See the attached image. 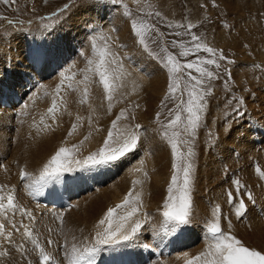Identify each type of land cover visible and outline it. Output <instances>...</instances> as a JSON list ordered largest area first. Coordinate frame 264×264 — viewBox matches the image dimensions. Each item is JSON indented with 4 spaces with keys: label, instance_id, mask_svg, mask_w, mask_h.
<instances>
[{
    "label": "rangeland",
    "instance_id": "1",
    "mask_svg": "<svg viewBox=\"0 0 264 264\" xmlns=\"http://www.w3.org/2000/svg\"><path fill=\"white\" fill-rule=\"evenodd\" d=\"M258 1L259 3L262 1L264 2V0ZM102 7H104V9ZM86 8H90L86 11L91 12L93 19L90 23H87V21L80 23L74 16H76L75 14L79 15V13L82 15ZM62 9L63 11H61ZM115 12L117 13L115 18L120 16L122 23L112 25L114 24V21L110 15H115ZM126 12L131 13V15H126ZM100 13L103 15H100ZM156 13H159V16H157ZM259 16L255 19L254 23H234L228 17L223 6L221 7V5L214 2V0H8L7 4L0 2V56L2 53V58L0 57V69L2 70H0V74L2 75L0 76V90L4 92L5 89L2 87L7 80L10 81L11 79H16V81L24 82L25 84L29 80L31 86L30 93H27L26 95L23 91V98H27V101L34 98L38 100L35 108L37 111L34 110L32 115L28 116V119H26L27 116L23 113V109L26 106L25 102V106L21 109L10 111L9 114L12 121L8 122L9 125L8 123H0L2 124L0 125V129L4 132H8V130L11 129L14 133H20L18 131H22L25 134H27V132L31 133V131H35L37 134L32 132L31 135H36L37 137L42 136V133H40L41 131H45L43 135L49 131L47 136L51 138L49 139L52 141V145L50 144L51 146H49L44 153L42 157L44 161L40 159L38 164V159L35 161V165L38 166V172L36 170L38 176L41 168L43 167L42 164L46 163L48 157L50 155L52 156V154L54 155L55 151H57L60 147H72L73 145H76L78 148L76 158L78 159H83V157L87 156L91 152L96 151L102 145L103 139L106 137L107 130L111 127L112 121L121 112V110H124L128 118L119 121L118 126L121 128L127 127L133 132L138 131L139 139L137 147L132 152L112 164L120 168L124 164V171L126 169L128 170L136 162L141 164L144 162L146 165L147 161L144 157H150L151 164L149 163L148 167L150 168H148V170L145 168V174L142 175V177H144L141 179V182L147 183V190H145L146 195L144 198L140 196V203L142 204V207L140 208V213L134 218L139 219L142 222L143 227L132 242L126 245L118 246L120 249H117V246L114 247L116 248L115 252L118 255L120 250L123 251L120 253V256L125 259L122 258L121 260L120 258V261L128 260L130 264H186L187 259L200 254L206 248L207 236L205 225L206 222L211 219L212 210L216 205H219L221 208L222 229L225 227L224 231L230 232L232 235L233 232H231V229H236L235 224L239 227V229H246L249 227L248 224L251 223L250 221L261 219L260 221L264 225V180H261L259 175L256 173L257 166H259L261 171H264V19L262 14H259ZM73 17L74 21L68 22V20ZM133 20H136L138 23L145 22L152 26L151 32L146 37L148 51H145L144 47L138 43V38L132 33L131 22ZM123 24H126L128 29L127 37L131 39V43H133L135 48L139 52L141 51L142 54L145 53L146 59L152 62L160 70L162 73L161 80L163 83H160L161 87H159V90H161L159 93L152 92L148 86L153 79L149 75H146V86L147 84L148 86L146 87L144 84H142L143 87L140 88L132 86L135 88L133 89L134 91H131V88L128 87L127 91L129 93L127 92L126 95L128 96H126L120 90V82L123 79L122 77V79L117 82L120 88L117 89L115 92L116 94H114L115 98H113L110 102L111 111L109 112V101L105 98L102 86L98 84L97 79L92 74L81 70L87 67V58H92L91 42L93 37H97L98 45H103L104 40L99 39L100 36H103L108 38L110 48L116 54L119 61L120 72L122 70H126L124 67L127 65V71L131 72V75L137 74L135 71L136 68H130L136 65L129 63L132 60L129 57V52L127 51L128 47L124 40L122 41V38L119 36L120 26H123ZM189 24L195 25V27L191 29L190 35L186 34V28ZM176 25H184L185 27L180 28L176 27ZM177 32L181 33V35L176 36L175 34ZM191 35L199 37L200 43L215 49L217 58L222 53L226 59L222 61L217 60L219 67L205 66L208 71H212L214 73V78H204L205 83L200 89L201 92L211 89V94L205 95L204 100L202 101L205 107L203 111L200 112L201 118L199 121V127L196 129L195 137L191 142L194 156L191 158L193 173L192 184L190 187L192 201L190 222L186 225L180 226L175 232H165L161 230V221L163 219L161 213L163 211L164 200L167 197V187L172 176L173 157L169 143L162 136V132L164 131L162 125L166 124L172 118L169 110L171 109L172 112H175L177 110V104L182 101L186 102L188 99L184 86L188 79L187 72L189 70H184V72L177 74L181 77V90L176 93V99H166V96L168 95L169 73L167 68L164 66V62L166 54L173 55L180 60L181 63L190 62L196 60L197 58H207L208 54L203 52L192 54L188 57H182L179 55L182 51L180 45H185L187 47L192 46ZM117 38L119 39L117 40ZM48 41L49 43L51 41V44L54 41V44L52 46H48ZM173 41L177 42L175 47L172 45ZM36 44L37 46H40V49L41 46H43L44 50L41 51V53L40 51L34 53L33 50ZM161 49H165L166 51H161ZM82 52L84 53L83 56L81 55ZM149 53H151V55ZM34 54L38 55L37 58H39V62L41 64L39 76L33 75L30 67L25 63L31 58L30 56ZM131 55H133V51L131 52ZM21 56L24 59H22ZM19 60L24 63L22 65L23 68L25 66L27 67L26 71L22 72V74H18V71L20 70L19 68H21ZM229 61H231V63H229ZM43 63H48L46 65L49 67L50 71L47 70L45 66L42 67ZM9 64L11 68L8 69ZM14 72L17 73L15 74ZM72 73H76L75 78L71 81H65V85L61 88L62 93L64 94L60 91L62 95L60 94V96H58L59 101H61L60 97H64L66 93L71 97L68 98V96H65L67 98L64 99L67 101L63 99L62 103L59 104L63 105L60 106L61 108L57 103L59 110L61 109L64 113L61 114V111L57 112V115L55 114V120L58 119L59 121L57 120V122L52 120L53 122L49 125L47 124L48 127H44L45 130H43L40 126L42 124L45 126V123H41L39 116L42 112L47 114V109L51 106L50 104L52 103L53 97L56 96L54 89H56V86L60 84L62 77L71 76ZM14 74L15 76H18V78L19 76H23L24 78L22 77L21 80H17V77H15ZM86 74L89 76L90 83L87 85L89 88L87 102L90 98L91 99L88 103H81L80 106H78L81 109V116L78 112L79 110L76 111L75 109L74 113L69 110V107H72L74 105L73 103L81 102L83 99L82 97L85 85L83 83L77 84V81H83ZM191 74L198 76L195 72H192ZM10 76L11 79L9 78ZM3 81L4 84L2 83ZM50 83H52V85ZM68 83L72 84V88L67 86ZM51 87L54 91L50 90L52 89ZM145 87L147 89L144 91ZM120 91L122 93H120ZM121 94L122 96H120ZM138 94H140V96H138ZM142 95L146 96H143V98L141 97ZM149 98L151 100L150 103L148 101ZM48 100H51V102ZM69 100H75V102H70ZM93 100L108 103L106 105V109L103 107V115H101L102 112L101 114L98 112L95 124L89 123V119L91 120L93 118L92 114L96 117V114L93 112L91 113V110L88 109L90 102ZM43 101H47V104ZM68 101L70 103H67ZM23 102L24 101H21V104L17 106L23 105ZM147 102L150 105L149 107ZM40 103L43 105L41 106ZM44 104H46V107ZM67 104H69V107L66 106ZM144 104H146V106ZM81 105L83 106V110ZM143 105L146 107L145 111L143 108V111L141 109V107H144ZM64 106H66L64 108L65 110L62 109ZM45 108H47L45 110L46 112L44 111ZM113 108L116 109L115 112L112 110ZM1 109L6 108L1 107ZM35 113H40V115H35ZM43 113L41 118L45 116ZM58 113H60L61 119L59 118L60 115L58 117ZM68 114L71 116H68ZM76 114L82 118L81 121H77ZM158 114L159 120H157ZM62 115L64 116L62 117ZM185 115L186 114L182 113V116ZM33 116H36V118ZM140 116L142 118H140ZM43 119L47 120L49 118L43 117ZM60 120H66V125L65 122H63L65 126H61L59 123L61 122ZM12 122L14 123L13 125ZM24 122L25 125L23 124ZM17 123L20 125H18L20 128L16 127ZM73 123L77 124V129L73 132L72 136H69L68 132L71 130ZM55 124L58 126L60 124L59 127L56 126V128L60 131L59 133L56 128V130L53 128ZM137 124L140 126L139 130L135 128ZM238 124L241 125L239 126ZM236 125L237 129L235 128ZM3 126H6V129ZM243 126L244 128H242ZM25 127L29 129H26ZM16 128H18L17 131ZM60 128L67 131L62 133L61 131H63V129ZM23 129L25 130L23 131ZM40 129L42 130L39 131ZM176 130L182 131V129ZM50 131L52 132V136ZM54 133H58V135H54ZM64 134L66 138L64 137ZM58 136L61 137L58 138ZM85 136H87L88 139L85 140ZM57 138L58 141H61V146H57V143L60 144V141L57 142ZM223 140H228V142ZM81 141H83V143H81ZM152 141L155 143L157 141L156 145H159V148L163 151V153H157L156 155V152L154 153L150 147H147L149 145L148 143L151 144ZM222 148L224 149L222 150ZM180 150L187 151V148L184 145H181ZM222 151H225L224 154H222ZM255 152L257 154H251ZM202 156L205 157V161ZM252 156L253 160L251 158ZM158 162L159 164H157ZM203 163L207 166H204ZM107 166L108 165H105L104 167ZM159 167L161 168L159 169ZM151 171H154V173ZM77 172L90 173L91 170ZM29 174L32 176L31 173ZM160 177L162 178L160 179ZM136 180L137 179L131 178V185H129L130 189H128V192L132 191L134 193L133 195L136 194L134 189H136V185L139 184H133V181ZM20 181L22 180L20 179ZM137 181L140 182V180ZM235 181H239L242 185H244V187L240 190L241 193L253 192L252 200H248L246 195H235ZM6 183L11 184L12 181H6ZM29 183H31L30 180L25 187V191H27L26 193L35 194L30 199L28 195V199L32 202L21 203L17 198L19 193L15 192V194H17V196L15 195L16 202L25 209L28 208L27 210L31 211L35 217L36 223L34 225L33 234L37 238L41 248L53 257L55 264H70V261L75 259V254L72 251L73 246L79 250L82 249L85 244H90L97 230L96 225L99 220L103 218V215L99 214L96 217H92L90 213L87 214L86 212L73 215V211H71V209L75 208V205L72 207V203L74 202H71L61 211L50 212L52 210H47L49 212H46L37 210V206H39V204H37L38 199H40L39 197L41 196L37 198H34V196L39 195L42 191L33 192L32 189L28 187ZM50 184L44 186L42 189L46 190ZM148 185H150V188ZM0 186H6L1 182V179ZM128 192L126 194H128ZM229 192L234 194V202L242 199V197L245 200L246 211L239 219L235 215L233 205L228 203L227 194ZM196 200L202 202L200 207L195 208ZM152 205L156 207H153ZM201 208L203 211L200 210ZM205 210L208 212H205ZM57 216L62 217V223L57 219ZM226 216L230 217L226 218ZM82 219L84 220L82 221ZM91 219L94 221L92 222ZM9 220L15 223L17 228H19L21 223H29V221L22 217L19 213L15 214V216L9 213ZM0 222L5 224L7 231L13 232L12 240L14 242L10 245L6 243L2 237H0V252L8 253L7 256H0V264H39V251L35 249L31 242L25 241L22 235L23 228H20L19 232H17L11 227V224H9L8 221L0 218ZM229 224L231 225L230 228ZM157 230L160 231V233H163V242H159L154 238V232H158ZM187 235L191 236L189 241L186 239ZM49 239L53 241L51 246L47 243ZM242 243H244V241ZM21 244L24 245L26 250L23 254L21 251L17 250L18 246ZM249 244L250 243L248 242L245 246L258 250L249 246ZM107 255L108 249L105 247L97 252L94 257L96 264H102L103 258Z\"/></svg>",
    "mask_w": 264,
    "mask_h": 264
},
{
    "label": "snow or ice",
    "instance_id": "2",
    "mask_svg": "<svg viewBox=\"0 0 264 264\" xmlns=\"http://www.w3.org/2000/svg\"><path fill=\"white\" fill-rule=\"evenodd\" d=\"M0 2L7 4L8 0H0ZM125 14L131 15V13L127 12ZM156 15L159 16V13H156ZM176 27L184 28L185 26L176 25ZM193 27L195 25L189 24L186 28V34L190 35ZM131 30L138 38V43L144 47L145 51H148L146 37L151 32L152 26L145 22L138 23L136 20H133L131 22ZM175 35L180 36L181 33L177 32ZM99 39L104 40L103 45H98L97 37H93L91 42L92 58H87V67L81 71L90 73L97 79L98 84L103 88L106 100L109 101V111H111L110 102L113 100L114 94L119 87L117 82L121 79V72L119 70V61L116 54L110 48L108 38L100 36ZM191 42V47L180 45L182 51L179 55L188 57L189 55L203 52L208 54L207 58H197L190 62L181 63L173 55L166 54L164 62V66L169 73L168 95L166 99H176V93L181 90V77L177 74L184 72V70H189L187 72L188 79L184 86L188 99L186 102L182 101L177 104L175 112H172L170 109L169 112L172 118L162 125L164 128L162 136L169 143L173 157L172 176L167 187V197L164 200L163 211L161 213L163 218L161 230L165 232H175L180 226L190 222L192 207L190 187L193 173L191 158L194 156L191 142L195 137L196 129L199 127L200 112L205 107L202 101L205 95L211 94V89H207L204 92H201L200 89L205 83L204 78H214V73L208 71L205 66L219 67L217 60L222 61L226 59L222 53L217 58L216 50L200 43L199 37L195 35H191ZM176 44V41L172 42L173 47ZM161 51L166 50L161 49ZM149 54L151 55V53ZM81 55L83 56L84 53L82 52ZM192 72L197 73L198 76L192 75ZM75 76L76 73H72L71 76H63L60 84L56 86V96L53 97L52 104L47 109V114L53 120H55V114L59 111L56 97L59 96L61 88L65 85V81H71ZM81 83L85 85L81 103H86L89 93V88L87 87L89 76L87 74L84 76L83 81H77V84ZM67 86L72 88L71 83H68ZM60 99L62 101L63 97H60ZM182 113L186 115L182 116ZM24 114L26 115L27 113ZM127 118L126 112L121 110L112 121L111 127L107 130V135L103 139L102 145L96 151L83 157V159L76 158V152L78 151L76 145L72 147H60L43 164L38 176L32 177L21 168L19 172L20 179L22 181L30 180L29 187L33 192H38L50 183L62 181L67 173L92 170L121 160L137 147L139 139L138 131L133 132L127 127L121 128L118 126L119 121ZM76 119L77 121L82 120L79 116ZM157 120H159V114L157 115ZM41 123H43V117L41 118ZM89 123H91L90 119ZM47 127L45 125V128ZM135 128L139 130L140 126L137 124ZM76 129L77 124L73 123L68 135L72 136ZM176 129H182V131H177ZM84 139L86 140L88 137L85 136ZM181 145H184L187 151H181ZM256 173L261 180H264V171H261L259 166L256 168ZM137 183L139 181H133L134 185ZM234 184L236 185V196L246 195L248 200L253 199L251 192L241 193L240 190L244 185L239 181H235ZM227 196L228 203L233 205L236 217L238 219L241 218L246 211L245 200L239 199L237 202H234V194L232 192H229ZM141 207L140 194L136 193L133 195V192L129 191L121 203L115 207L108 208L104 213L103 218L96 225L97 230L90 244H85L79 250L73 246L72 251L75 254V259H72L70 264H96L94 257L102 248H114L132 242L143 227L139 219H134L140 213ZM9 213L13 216L19 213L29 223H21L19 228H17L16 224L9 220ZM0 218L8 221L17 232H19L20 228H23L22 235L25 241L31 242L35 249L39 251V264H55L53 257L41 248V245L33 234L36 221L32 212L16 202L15 190L7 186H0ZM221 218V208L219 205H216L212 210L211 219L205 225L207 236L206 248L200 254L187 259L186 264H264V252L245 246L241 240L230 234V232H225L222 229ZM57 219L62 223L61 216H57ZM230 227L231 225L229 224ZM12 236L13 232L7 231L5 224L0 222V237L11 245L14 243ZM47 243L51 246L53 241L49 239ZM17 250L21 251L22 254L26 251L23 244L19 245ZM7 255V252H0V256Z\"/></svg>",
    "mask_w": 264,
    "mask_h": 264
},
{
    "label": "bare ground",
    "instance_id": "3",
    "mask_svg": "<svg viewBox=\"0 0 264 264\" xmlns=\"http://www.w3.org/2000/svg\"><path fill=\"white\" fill-rule=\"evenodd\" d=\"M214 2H217V3H219V5H221V7L223 6V8H224V10H225V12L227 13V15H228V17L231 19V21H233L234 23H254L255 22V19H257L258 18V16H259V14H262V16H263V19H264V2L262 1L261 3H259V1L258 0H214ZM87 6V5H86ZM97 8V7H96ZM103 9H104V7H102ZM82 9V8H81ZM80 9V10H81ZM87 9H90V8H86L84 11H83V14L82 15H80V13H79V15L78 14H75L76 16H74V17H76V20L78 21V22H86L87 21V23H90L91 22V20L93 19V16L91 15V12H88V11H86ZM79 10V9H78ZM99 12H101L99 9H97ZM110 10H112V9H110ZM105 11V10H104ZM109 11V10H108ZM110 13H112V12H110ZM116 13V12H115ZM100 15H103V14H101L100 13ZM116 15H117V13L114 15V14H111L110 16H111V18H112V20L114 21V24H112V25H117L118 23H122L121 22V18H120V16H117V18H115L116 17ZM261 16V17H262ZM74 17L73 18H71L70 20H68V22H71V21H74ZM260 17V16H259ZM228 19V18H227ZM95 21H96V19H95ZM257 21V20H256ZM260 21V20H259ZM262 21V20H261ZM93 23V22H92ZM95 23V22H94ZM113 23V22H112ZM123 23H125V22H123ZM258 23V22H257ZM83 24V23H82ZM99 27V26H98ZM113 28V27H112ZM66 29V28H65ZM106 29V28H105ZM99 30V29H98ZM95 31V30H94ZM127 31H128V29H127V26H126V24H123V26H120V30H119V36H120V38H122V41L124 40V42H125V44L127 45V51L129 52V57L131 58V60L132 61H130V59H129V63L130 64H133V65H136V66H133V67H130V68H133V69H135V71L137 72V74L135 75V74H133V75H131V72H129V71H127L128 70V67H127V65H126V67H124V68H126V70H122L121 72H122V76H121V79H122V77H123V79L121 80V82H120V86H121V91L123 92V94H127V88L129 87V88H131V91L133 90V89H135L134 87H136V88H140V87H143L142 86V84H144L145 86H146V83H147V80H146V78H145V76L147 75H149L153 80L149 83V86H148V84H147V86H148V88L152 91V92H160V90H159V87H161V85H160V83H163V81L161 80V72H160V70L152 63V62H150V61H148L147 59H146V56H145V53L144 54H142L141 53V51L139 52L136 48H135V46L133 45V43H131V39L129 38V37H127ZM62 36V35H61ZM115 38H116V36H115ZM39 39V38H38ZM119 38H117V40H118ZM17 41V40H16ZM54 44V41H53V43L51 44V41H50V43H49V41L47 42V45L48 46H52ZM14 45V44H13ZM75 45V44H74ZM84 45V44H83ZM46 48H47V46H46ZM53 49V48H52ZM125 49V48H124ZM44 49H43V46H41V49H40V46H37V44H36V46H35V48H34V53H36V52H39L40 51V53H41V51H43ZM11 51V50H10ZM88 51V50H87ZM133 51V55H131V52ZM10 53V52H9ZM40 53H39V55H40ZM5 54V53H4ZM6 55V54H5ZM1 56H2V53H1ZM0 56V57H1ZM258 56H260V55H258ZM4 57V56H3ZM6 57V56H5ZM10 57H11V55H10ZM22 57V56H21ZM31 58L30 59H28L25 63H26V65H28L29 67H30V69H31V72H32V74L33 75H37V76H39V70H40V66H41V64H40V60H39V58H37L38 57V55H32V56H30ZM64 57V56H63ZM2 58V57H1ZM14 58V57H13ZM19 59V58H18ZM17 59V60H18ZM22 59H24L23 57H22ZM50 59V58H49ZM127 59V58H126ZM1 60V59H0ZM7 60V59H6ZM11 60V59H10ZM13 60V59H12ZM5 61V60H4ZM51 61V60H50ZM127 61V60H126ZM152 61V60H151ZM6 62V61H5ZM8 62V61H7ZM19 62L21 63V68H19V66H18V68L20 69L19 71H18V74H22V72H24V71H26V69H27V67L25 66L24 68L22 67V65L24 64L21 60H19ZM71 62V61H70ZM78 62H80V61H78ZM124 62V61H123ZM122 62V63H123ZM128 62V61H127ZM11 63H12V61H11ZM53 63V62H52ZM1 64H2V61H1ZM46 64H48V63H46ZM45 63H43V66L42 67H44L45 66V68L47 69V70H49L50 71V69H49V67L46 65ZM5 65V64H4ZM13 65V64H12ZM38 65H39V69H38ZM3 66V65H2ZM129 66V65H128ZM12 67H14V66H12ZM54 67V66H53ZM79 67V66H78ZM9 68H11L10 67V64H9V67H8V69ZM15 68V67H14ZM17 68V67H16ZM43 69V68H42ZM41 69V70H42ZM1 70V69H0ZM10 70H12V69H10ZM71 70V69H70ZM162 70V69H161ZM2 71V70H1ZM17 71V70H16ZM4 72V71H3ZM30 72V71H29ZM15 73V72H14ZM17 73V72H16ZM15 73V74H16ZM28 73V72H27ZM4 74V73H3ZM15 74H14V76H15ZM17 74V75H18ZM7 75H8V73H7ZM0 76H2L1 74H0ZM15 77H17V80L19 79V80H21L22 79V77L23 76H19V78H18V76H15ZM5 78V77H4ZM4 78H3V80H4ZM10 79H11V76L9 77ZM8 78V79H9ZM24 78V77H23ZM163 78H164V76H163ZM6 79H7V77H6ZM164 80V79H163ZM6 81V80H5ZM0 82H1V80H0ZM3 84H4V81L2 82ZM1 84V83H0ZM51 85H52V83H50ZM90 84V83H89ZM46 85H47V83H46ZM54 85V84H53ZM1 86V85H0ZM132 86H134V87H132ZM146 86V87H147ZM22 87H23V89H22ZM145 87V89H144V91L147 89ZM2 88H4L3 90H4V92L2 91V90H0V98L2 97H4V96H6V95H8L7 93L8 92H10V93H13L14 94V96L15 97H17L18 99L20 98V100L21 101H24L23 102V105H21V106H17V105H15L14 107H13V109H1V107H0V123H8L9 121L11 122L12 121V119H11V117H10V111H16V110H18V109H21L22 107H24L25 106V102H26V106L27 107H24V109H23V113H27L26 114V116H27V118L26 119H28V116L30 115H32V113L34 112V110H36L35 108H36V104H37V99H31V100H28L27 101V98H23V90H24V88H25V83L24 82H20V81H16V79L14 80V79H11L10 81L9 80H7L6 81V83L4 84V86L2 87ZM49 88V87H48ZM52 88V87H51ZM120 87H118V89H119ZM66 89V88H65ZM50 90H53V88L52 89H50ZM55 90V89H54ZM53 90V91H54ZM78 90V89H77ZM98 90V89H97ZM159 90V91H158ZM48 91H49V89H48ZM64 91V90H63ZM120 91V93H122ZM134 91V90H133ZM52 92V91H51ZM66 92V91H65ZM99 92V91H98ZM61 93H62V90H61ZM60 93V94H61ZM94 93V92H93ZM129 93V92H128ZM19 95V96H16V95ZM41 94V93H40ZM60 94H59V96H60ZM62 94H64V93H62ZM61 94V95H62ZM116 94V93H115ZM134 94V93H133ZM150 94H152V93H150ZM156 94V93H155ZM90 95V94H89ZM94 95V94H93ZM136 95V94H135ZM65 96H68L67 95V93H66V95H64V97H63V99L65 98H67V97H65ZM71 96H73V95H71ZM96 96V95H95ZM120 96H122V94L120 95ZM124 96V95H123ZM126 96H128V95H126ZM134 96V95H133ZM137 96V95H136ZM138 96H140V94H138ZM144 95H142L141 97H143ZM146 96V95H145ZM144 96V97H145ZM13 97V96H12ZM62 97V96H61ZM135 97V96H134ZM133 97V98H134ZM141 97H139V98H141ZM143 97V98H144ZM150 97H152V96H150ZM68 98H71L70 96H68ZM83 98V97H82ZM115 98V97H114ZM136 98V97H135ZM11 99V98H10ZM56 99H57V103H58V105L59 104H61L62 103V101H59L58 99H59V97L57 98L56 97ZM64 99V100H65ZM91 99V98H90ZM90 99H89V101H90ZM128 99V98H127ZM137 99V98H136ZM263 99H264V97H263ZM103 100V99H102ZM119 100V99H118ZM141 100H143L142 98H141ZM153 100V99H152ZM49 101V100H48ZM65 101H67V100H65ZM64 101V102H65ZM70 102L72 101V100H69ZM67 102V103H70V102ZM88 101V102H89ZM147 101V100H146ZM145 101V102H146ZM149 103H150V98H149ZM43 102H45V101H43ZM43 102H41V103H43ZM49 102H51V100L49 101ZM48 102V103H49ZM64 102H63V104H64ZM72 102H75V100L74 101H72ZM87 102V103H88ZM144 102V103H145ZM262 102V101H261ZM40 103V104H41ZM46 104H47V101L45 102ZM148 103V102H147ZM149 103H148V107L150 106L149 105ZM153 103V102H152ZM263 103V102H262ZM21 104V103H20ZM46 104H44V106L46 107ZM52 104V103H51ZM50 104V105H51ZM74 105L71 107H69L68 105L69 104H67L66 106L67 107H69V110L70 111H73L74 113H75V109H76V111H78L79 113H80V108L78 107V106H80V104H81V102H78V103H73ZM108 103H105V102H100V101H91L90 102V105H89V108L88 109H90L91 110V113L93 112V113H95L96 114V117L94 116V114H92L93 115V118L91 119L92 120V122L91 123H94L95 124V122H96V120H97V115H98V112H100L99 114H101V112L102 111H104V109H103V107H105V109H106V105H107ZM259 104V103H258ZM261 104V103H260ZM19 105V104H18ZM43 104H41V106H42ZM49 105V104H48ZM141 105V104H140ZM145 106H146V104H144ZM143 105V106H144ZM60 106H63V105H59V107ZM66 106H64V107H62V109H64ZM82 106V105H81ZM141 107V109L143 108L144 109V111H145V108L146 107ZM261 106V105H260ZM264 106V105H263ZM87 107V106H86ZM42 108V107H41ZM61 108V107H60ZM47 108H45L44 109V111L46 110ZM109 109V108H108ZM140 109V110H141ZM143 109H142V111H143ZM260 109V108H259ZM40 110V109H39ZM65 110V109H64ZM82 110H83V106H82ZM85 110V109H84ZM112 110H114V112L116 111V109H112ZM147 110V109H146ZM264 110V109H263ZM37 111V110H36ZM59 111H61V109L59 110ZM58 111V112H59ZM42 112V111H41ZM46 112V111H45ZM82 112H84V111H82ZM110 112V111H109ZM141 112V111H140ZM43 113V112H42ZM42 113H41V115H42ZM64 113V111H61V114H63ZM77 113V112H76ZM78 113V114H79ZM90 113V114H91ZM105 113V112H104ZM143 113V112H142ZM259 113H260V111H259ZM264 113V112H263ZM40 115V113H35V115ZM70 114H71V112H70ZM86 114H87V112H86ZM113 114V113H112ZM140 114V113H139ZM258 114V113H257ZM41 115L39 116L40 117V119H41ZM43 115H45V116H43V117H47V118H49V119H47V120H45V119H43V122L45 123V125H49L50 123H52L54 120L52 119V117L51 116H48V114H44L43 113ZM57 115V114H56ZM59 115H60V113H58V117H59ZM65 115V114H64ZM64 115H62V117L64 116ZM77 115V114H76ZM80 115L82 116V114L80 113ZM101 115H103V112H102V114ZM256 115V114H255ZM12 116V115H11ZM68 116H71V115H69L68 114ZM78 116V115H77ZM263 116V115H262ZM25 117V116H24ZM33 117H35L36 118V116H33ZM65 117H67V116H65ZM102 117V116H101ZM38 118V117H37ZM60 119H61V115H60V117H59ZM103 118V117H102ZM106 118V117H105ZM140 118H142L141 116H140ZM149 118V117H148ZM261 118V117H260ZM21 119V118H20ZM40 119H38V120H40ZM64 119V118H63ZM66 119H68V118H66ZM70 119V118H69ZM100 119V118H99ZM23 120V119H22ZM53 120V121H52ZM58 120V119H57ZM57 120H55V121H57ZM145 120H147V119H145ZM263 120V119H262ZM14 121V120H13ZM59 121V120H58ZM57 121V122H58ZM61 122H59L60 124H61V126H63L64 124H63V122H65L64 120L62 121V120H60ZM85 121V120H84ZM31 122V121H30ZM57 122H54V123H57ZM87 122V121H86ZM257 122V121H256ZM22 123V122H21ZM27 123V122H26ZM264 123V122H263ZM11 124V123H10ZM14 123L12 122V125H13ZM24 125H25V122L23 123ZM60 124H59V126H60ZM0 125H2V124H0ZM8 125H9V123H8ZM16 125V124H15ZM19 124L17 123V126L16 127H19L18 126ZM65 125H66V122H65ZM64 125V126H65ZM68 125V124H67ZM93 125V124H92ZM239 125V124H238ZM241 125V124H240ZM239 125V126H240ZM23 126V125H22ZM51 126V125H50ZM49 126V127H50ZM53 126V125H52ZM56 126H58V125H56L55 124V126L53 127L54 128V130H56L57 128H56ZM58 126V127H59ZM69 126V125H68ZM79 126V125H78ZM4 127V126H3ZM10 127V126H9ZM43 130H45L44 129V124H42L41 126H40ZM1 128V127H0ZM5 129H6V126L4 127ZM20 128V127H19ZM26 129H29L30 128V126H29V128H27V127H25ZM56 128V129H55ZM65 128H67V127H65ZM97 129H99L98 127H96ZM236 129H237V125H236V127H235ZM242 128H244V126L242 127ZM258 128V127H257ZM8 129V128H7ZM22 129V128H21ZM33 129V128H32ZM31 129V130H32ZM35 129V128H34ZM42 129H40L39 131H41ZM60 129H63V128H60ZM18 130V128H16V131ZM25 129H23V131H24ZM30 130V131H31ZM47 130V129H46ZM53 130V131H54ZM58 130V133L60 132L59 131V129H57ZM240 130V129H239ZM261 130V129H260ZM6 131V130H5ZM28 131V130H27ZM26 131V132H27ZM64 131H67V130H65V129H63V131H61L62 133L64 132ZM233 131H234V129H233ZM248 131V130H247ZM18 132H20V133H14V132H12V130L10 129V130H8V132H4V131H1V129H0V179H1V182L2 183H4L6 186H8V188H12V189H14L15 190V192L17 193H19L18 194V200L21 202V203H27V202H32L31 200H29L28 199V195H29V193H26L27 191H25V187H26V185H27V183L29 182V180H23V181H20V176H19V172H20V169L21 168H23L26 172H28V173H31L32 174V177H36L37 176V173H36V170H37V165H35V161L38 159V161H37V164H38V162H39V160L40 159H42V157H43V155H44V153L46 152V150L49 148V146H51L52 144V141L50 140L51 138L50 137H48L47 135L49 134V131H47L46 132V134L45 135H43V133L45 132V131H41L40 133H42V136H40V137H37L36 135H31V133L32 132H34V133H36L37 134V132H35V131H31V133H28L27 132V134H25V133H23L22 131H18ZM56 132V131H55ZM237 132H239V131H237ZM236 132V133H237ZM245 132H246V130H245ZM48 133V134H47ZM52 132L50 131V134H51ZM58 133H54V135L55 134H57L58 135ZM67 133V132H66ZM65 133V134H66ZM83 133V132H82ZM231 133V132H230ZM65 134H64V137H65ZM243 134V133H242ZM56 135V136H57ZM67 135V134H66ZM82 135V134H81ZM30 136V137H29ZM50 136V135H49ZM51 136H52V134H51ZM240 136V135H239ZM246 136V135H245ZM61 137V136H60ZM59 136H58V138H60ZM64 137L62 136V138L64 139ZM227 137V136H226ZM248 137V136H247ZM50 138V139H49ZM58 138L56 139L57 140V142H59L58 141ZM66 138V137H65ZM229 138V137H228ZM236 138V137H235ZM234 138V139H235ZM242 138V137H241ZM244 138V137H243ZM249 138V137H248ZM62 139V140H63ZM68 139V138H67ZM247 139V138H246ZM56 140H54V141H56ZM81 140V139H80ZM236 140H237V138H236ZM53 141V142H54ZM143 141V140H142ZM223 141H226V140H223ZM231 141V140H230ZM235 141V140H234ZM248 141V140H247ZM65 142V141H64ZM226 142H228V140L226 141ZM238 142V141H237ZM252 142V141H251ZM156 143H157V141H156ZM156 143L154 142V141H152V143L150 144V143H148L149 145L147 146V147H150L151 148V150L155 153L156 152V155H157V153L158 154H161V153H163V151H161L160 150V148H159V145L157 146L156 145ZM246 143V142H245ZM51 144V145H50ZM63 144V143H62ZM66 144V143H65ZM226 144V143H225ZM239 144V143H238ZM58 145H60L61 146V141H60V144L59 143H57V146ZM244 145V144H243ZM242 145V146H243ZM252 145V144H251ZM225 146V145H224ZM223 146V147H224ZM245 146V145H244ZM233 147V146H232ZM252 147V146H251ZM59 148V147H58ZM57 148V149H58ZM225 148V147H224ZM224 148H222V150L224 149ZM233 149H235V148H233ZM55 150H56V148H55ZM226 150V149H225ZM230 150V149H229ZM238 150H239V148H238ZM253 150V149H252ZM148 151V150H147ZM226 151H228V150H226ZM257 151V150H256ZM48 152H49V150H48ZM56 152V151H55ZM223 153L222 154H224V152L225 151H222ZM239 152H240V150H239ZM250 152V151H249ZM53 153H54V151H53ZM228 154V153H227ZM238 154V153H237ZM251 154H257L256 152L255 153H251ZM53 155V154H52ZM139 155V154H138ZM210 155H212V154H210ZM240 155L242 156V154L240 153ZM51 156V155H50ZM50 156L48 157V159L50 158ZM145 156V155H144ZM205 156V155H204ZM204 156H202L203 158H204V161H205V157ZM249 156H251V155H249ZM255 156V155H254ZM138 157V156H137ZM154 157V156H153ZM152 157V158H153ZM212 157V156H211ZM224 157H225V155H224ZM45 158V157H44ZM145 158V160L147 161L146 162V165H145V163L144 162H142V164L141 163H139V162H134L133 164L134 165H132L128 170L126 169L125 171H124V169H125V165L123 164L122 165V167L120 168V167H117V166H115L114 164H110V165H108L107 167H100V168H95V169H92L91 170V172L90 173H85V172H83V173H81V175H80V173H71V174H69V175H67L66 176V178L64 179V180H62V181H60V182H58V183H51L50 184V186L48 187V188H46V190H43V189H41L40 190V192L41 193H39V196H41V197H39L40 199H39V201H38V203L37 204H39V206H37V210H40V211H46V212H49V211H47V210H51V206L50 205H48V207H45V205L44 204H42V202L45 200V201H48L49 203L48 204H51V203H56V202H58V201H65L66 202V199L64 198V196H65V194L67 193V191H68V189L69 188H76V187H79L81 184H82V181H85V180H88V178L91 180L90 182L93 184V186H92V188H89L88 189V191H86V192H84V193H82V194H80L77 198H75L74 199V201H71V202H74V203H72L73 205H75V208L74 209H71V211H73V215L74 214H78V213H84V212H86L87 214H91L92 215V217H96L97 215H104V213L107 211V209L108 208H110V207H114L116 204H118V203H120L122 200H123V198H124V195H126V193L128 192V189H130L129 188V185H131L130 183V180H131V178L132 179H137V180H140V182H139V184H137L136 186H137V188L136 189H134V192L135 193H139L140 194V196L141 197H145V190H147V183H143V182H141V179L144 177H142V175L143 174H145L144 173V170H145V168L148 170V168H150V167H148L149 166V163H150V157H144ZM226 158V157H225ZM229 158H231V157H229ZM252 158V160H253V156L251 157ZM47 159V158H46ZM126 159V158H125ZM156 159V158H155ZM214 159V158H213ZM216 159V158H215ZM227 159H228V157H227ZM243 159V158H242ZM255 159H256V157H255ZM129 160V159H128ZM144 160V159H143ZM160 160V159H159ZM231 160V159H230ZM257 161H258V159H256ZM42 161H44L43 159H42ZM203 161V162H204ZM206 161H208V160H206ZM210 161H211V158H210ZM226 161V160H225ZM248 161H250V160H248ZM154 163H155V161H154ZM208 163V162H207ZM210 163V162H209ZM140 164V165H139ZM151 164V163H150ZM157 164H159V162L157 163ZM166 164V163H165ZM245 164V163H244ZM254 164V163H253ZM43 165V164H42ZM41 165V166H42ZM121 165V164H120ZM203 165H204V163H203ZM206 165V164H205ZM204 165V166H205ZM119 166V165H118ZM154 166V165H153ZM207 166V165H206ZM212 166V165H211ZM250 166H251V164H250ZM165 167V166H164ZM216 167V166H215ZM41 168V167H40ZM40 168H38V169H40ZM127 168V167H126ZM151 168H152V166H151ZM154 168H155V166H154ZM157 168V167H156ZM161 167H159V169H160ZM202 168V167H201ZM213 168V167H212ZM217 168V167H216ZM158 169V170H159ZM204 169V168H203ZM210 169H211V167H210ZM156 170V169H155ZM220 170H221V168H220ZM200 171H201V169H200ZM219 171V170H218ZM37 172H38V170H37ZM97 172V173H96ZM151 172H153L154 173V171H151ZM203 172V171H202ZM215 172V171H214ZM152 173V174H153ZM216 173V172H215ZM103 176H105V177H103ZM118 176H119V178H118ZM155 176V175H154ZM159 176V175H158ZM206 176V175H205ZM165 177V176H164ZM155 178H156V176H155ZM162 177H160V179H161ZM219 178V177H218ZM246 178H247V176H246ZM252 178V177H251ZM152 179H153V175H152ZM151 179V180H152ZM136 180V181H137ZM155 180V179H154ZM245 180V179H244ZM6 181L8 182V181H12V183L11 184H7L6 183ZM157 181V180H156ZM155 183V182H154ZM30 184V183H29ZM110 184V185H109ZM156 184V183H155ZM157 184H158V181H157ZM261 184V183H260ZM106 185V186H105ZM159 185V184H158ZM149 186V188H150V185H148ZM153 186H154V184H153ZM29 187V186H28ZM160 188V187H159ZM149 191V190H148ZM255 191H256V189H255ZM74 193V192H73ZM72 193V194H73ZM253 193V192H252ZM134 194V193H133ZM16 196H17V194H15ZM154 196V195H153ZM159 196V195H158ZM35 197V196H34ZM67 197H69V196H67ZM157 197V196H156ZM221 197V196H220ZM260 198H262V197H260ZM151 199V198H150ZM242 199H243V197H242ZM145 200V199H144ZM261 202V201H260ZM226 203V202H225ZM263 203V202H262ZM261 203V204H262ZM61 206H62V204L61 203H59ZM152 204V203H151ZM26 205V204H25ZM145 205V204H144ZM200 205H202V202H200V201H195V208H197V207H200ZM30 206V205H29ZM153 206V205H152ZM151 206V207H152ZM205 206V205H204ZM263 206H264V204H263ZM153 207H156V206H153ZM146 208V207H145ZM28 209V208H27ZM143 209V208H142ZM149 209V208H148ZM200 210H202L203 211V209L201 208ZM209 210V209H208ZM61 211V210H60ZM153 211V210H152ZM207 210H205V212H206ZM50 212H56L55 210L54 211H50ZM208 212V211H207ZM103 213V214H102ZM200 213V212H199ZM226 213H228V212H226ZM225 213V214H226ZM249 213H250V211H249ZM253 213V212H252ZM201 214V213H200ZM207 215V214H206ZM248 216V215H247ZM252 216V215H251ZM254 216H256V215H254ZM74 217V216H73ZM85 217V216H84ZM84 217H82V218H84ZM87 217H89V216H87ZM86 217V218H87ZM91 217V218H92ZM103 217V216H102ZM228 216H226V218H227ZM230 217V216H229ZM228 217V218H229ZM231 217H233V216H231ZM76 218V217H75ZM250 218V217H249ZM252 218V217H251ZM71 219V218H70ZM73 219V218H72ZM102 219V218H101ZM248 219V218H247ZM256 219V218H255ZM254 219V220H255ZM84 219H82V221H83ZM87 220V219H86ZM90 220V219H89ZM88 220V221H89ZM92 220V222L94 221L93 219H91ZM223 220V219H222ZM232 220V219H231ZM261 220V219H260ZM259 219H257L256 221H250L251 223L250 224H248L249 225V227L248 228H246V229H239V227H237L236 226V224H235V227H236V229H231L232 231L231 232H233V235L235 236V237H237L239 240H241L242 242L244 241V245H246V243H250L249 244V246H251V247H253V248H256V249H258L259 251L260 250H262L263 252H264V225L261 223V221H260ZM233 221V220H232ZM236 221V220H235ZM96 222V221H95ZM157 222V221H156ZM230 222V221H229ZM249 222V221H248ZM78 223V222H77ZM88 223H90V222H88ZM235 223V222H234ZM148 224V223H147ZM226 224V223H225ZM230 224H231V222H230ZM95 225V224H94ZM227 225V224H226ZM243 225V224H242ZM89 226H90V224H89ZM88 226V227H89ZM157 226V225H156ZM155 226V227H156ZM240 226V225H239ZM245 226L247 227V225L245 224ZM85 227H86V225H85ZM149 227V226H148ZM243 227V226H242ZM75 228V227H74ZM244 228V227H243ZM83 229H85V228H83ZM224 229H225V227H224ZM223 229V230H224ZM75 230V229H74ZM155 230V229H154ZM83 231V230H82ZM158 231V230H157ZM145 232V231H144ZM154 232V231H153ZM159 232V233H158ZM158 232H154V238L155 239H157L159 242H163V240H162V237H163V233H160V231H158ZM199 232V231H198ZM159 234H160V236H159ZM190 235V234H189ZM157 237H159V238H157ZM190 237L191 236H188L187 235V238L186 239H188L187 241H189V239H190ZM154 238H153V240H154ZM184 238H185V236H184ZM152 241V240H151ZM246 241V242H245ZM166 244V243H165ZM192 252V251H191ZM190 252V253H191ZM193 253V252H192ZM194 254V253H193Z\"/></svg>",
    "mask_w": 264,
    "mask_h": 264
}]
</instances>
